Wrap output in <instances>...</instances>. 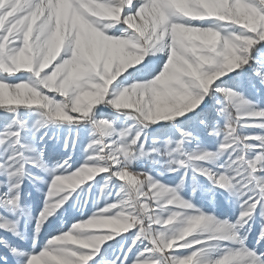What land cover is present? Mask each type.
<instances>
[{
	"label": "snow or ice",
	"instance_id": "6c2138e0",
	"mask_svg": "<svg viewBox=\"0 0 264 264\" xmlns=\"http://www.w3.org/2000/svg\"><path fill=\"white\" fill-rule=\"evenodd\" d=\"M0 264H264V0H0Z\"/></svg>",
	"mask_w": 264,
	"mask_h": 264
}]
</instances>
